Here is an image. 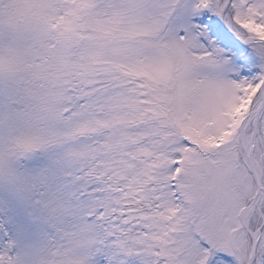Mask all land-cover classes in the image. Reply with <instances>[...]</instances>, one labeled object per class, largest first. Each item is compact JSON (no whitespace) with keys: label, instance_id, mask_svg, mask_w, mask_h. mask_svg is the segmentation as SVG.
Wrapping results in <instances>:
<instances>
[{"label":"snow or ice","instance_id":"1","mask_svg":"<svg viewBox=\"0 0 264 264\" xmlns=\"http://www.w3.org/2000/svg\"><path fill=\"white\" fill-rule=\"evenodd\" d=\"M0 264H264V0H0Z\"/></svg>","mask_w":264,"mask_h":264}]
</instances>
